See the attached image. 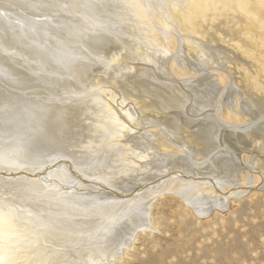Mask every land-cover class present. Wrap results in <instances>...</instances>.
<instances>
[{"label":"bare ground","instance_id":"obj_1","mask_svg":"<svg viewBox=\"0 0 264 264\" xmlns=\"http://www.w3.org/2000/svg\"><path fill=\"white\" fill-rule=\"evenodd\" d=\"M151 34L169 45L175 41L174 52L156 48V38H147ZM179 34L199 59L206 56L198 53L197 42L229 47L246 62L234 63L236 83L244 92L264 95V0H0V96L7 93L9 101L6 113L0 111V203L18 214L20 208L49 214L15 217L20 226L38 228V249L55 255L50 264L115 260L151 226L148 204L155 195L174 194L200 216L208 206L221 207L217 198L201 193L205 183L209 191H221V179L203 182L193 171L177 169L149 183L147 176L166 166L154 171L137 162L149 149L139 153L119 143L134 113L121 118L108 111L118 94L105 84L122 91L123 103L140 98V91L125 84L124 71H132L127 60L164 55L175 62ZM16 60L28 79L19 76ZM259 97L254 104L264 110ZM170 99L156 95L161 104ZM148 107L142 103L141 113ZM23 134L27 160H6ZM0 264H13L12 257L6 254Z\"/></svg>","mask_w":264,"mask_h":264},{"label":"rangeland","instance_id":"obj_2","mask_svg":"<svg viewBox=\"0 0 264 264\" xmlns=\"http://www.w3.org/2000/svg\"><path fill=\"white\" fill-rule=\"evenodd\" d=\"M147 38H156L155 47L166 53L174 52L177 45L175 41L169 45L168 39L160 38L159 34ZM177 38L181 48L175 62L164 55L144 62L127 60L132 71H124L129 75L125 84L140 91V98L126 97L123 103L122 91L105 84L108 91L118 94L107 109L121 118L124 112L134 113L135 120L126 121L127 128L119 143L139 153L149 149L148 156L137 162L154 171L166 166L147 176L149 183L183 169L193 171L203 182L211 177L221 179L224 185L221 191H209L212 187L208 183L201 187L202 195L217 198L221 207L208 206L207 213L200 216L174 194L155 195L148 204L151 226L138 232L115 260L101 264H264V110L254 104L264 95L244 92L236 83L234 63L246 62L220 41L208 45L194 42L199 45L198 51L202 49L198 53L206 56L199 59L196 53L187 52L189 41L184 42L181 34ZM2 48L0 45V54ZM8 51L11 52L5 50ZM15 62L20 63L19 76L28 79L25 66L18 60ZM219 78H225L226 83ZM261 83L264 85V79ZM144 90L149 94L143 95ZM156 95L171 99L161 104ZM6 102H9L7 93L1 94L2 113H6ZM140 102L149 106L144 113L140 111ZM27 142L23 134L14 145L17 147L5 153L4 158L12 163L26 161ZM30 143L35 144V140ZM5 206L0 203V259L7 254L13 264H50L55 255L43 254L38 249V228L20 226L21 220L15 217L49 214L39 210L37 215L20 207L18 214L12 206ZM61 239L58 242L64 243Z\"/></svg>","mask_w":264,"mask_h":264}]
</instances>
